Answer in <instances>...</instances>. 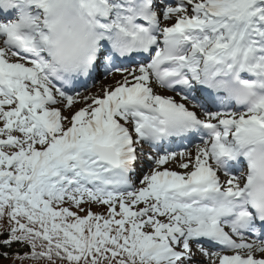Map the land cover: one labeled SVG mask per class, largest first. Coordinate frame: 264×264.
Returning <instances> with one entry per match:
<instances>
[{"label": "snow or ice", "instance_id": "1", "mask_svg": "<svg viewBox=\"0 0 264 264\" xmlns=\"http://www.w3.org/2000/svg\"><path fill=\"white\" fill-rule=\"evenodd\" d=\"M249 135L264 0H0V260L264 264Z\"/></svg>", "mask_w": 264, "mask_h": 264}, {"label": "clouds", "instance_id": "2", "mask_svg": "<svg viewBox=\"0 0 264 264\" xmlns=\"http://www.w3.org/2000/svg\"><path fill=\"white\" fill-rule=\"evenodd\" d=\"M64 46L71 48L72 37L65 35L61 38ZM232 103H236L235 100ZM240 156L245 164L241 175L245 177L247 189L244 199L254 211L264 212V139L249 135L248 139L239 148ZM251 177L250 180L247 178Z\"/></svg>", "mask_w": 264, "mask_h": 264}, {"label": "rangeland", "instance_id": "3", "mask_svg": "<svg viewBox=\"0 0 264 264\" xmlns=\"http://www.w3.org/2000/svg\"><path fill=\"white\" fill-rule=\"evenodd\" d=\"M117 78H118V77H117ZM100 82H101V81L98 80V81H97V85H96L95 87H93V86L90 87L91 90H92L93 92L97 91ZM102 82H104V83H110L111 80H110V78H105ZM167 95H174V94H172V93H167ZM177 99H178V98H177ZM79 106H80V105L77 104V107H79ZM65 114H67V113H65ZM146 150H147V149H146ZM193 152H194V148H193ZM193 159H194V156H193ZM164 167H170V168H173L174 170L179 171V172L184 171V170L179 169L178 166H176V165H165ZM92 209H94L96 212H102V211H104L103 208L93 207ZM195 258H196L197 260H203V259H204V257L201 256V255H197Z\"/></svg>", "mask_w": 264, "mask_h": 264}, {"label": "trees", "instance_id": "4", "mask_svg": "<svg viewBox=\"0 0 264 264\" xmlns=\"http://www.w3.org/2000/svg\"><path fill=\"white\" fill-rule=\"evenodd\" d=\"M80 215H84V213H80ZM0 264H12V261H10V260H0ZM16 264H20V262L17 261ZM24 264H38V262L25 261ZM39 264H42V262H39Z\"/></svg>", "mask_w": 264, "mask_h": 264}, {"label": "bare ground", "instance_id": "5", "mask_svg": "<svg viewBox=\"0 0 264 264\" xmlns=\"http://www.w3.org/2000/svg\"><path fill=\"white\" fill-rule=\"evenodd\" d=\"M197 255H199V254H197Z\"/></svg>", "mask_w": 264, "mask_h": 264}]
</instances>
